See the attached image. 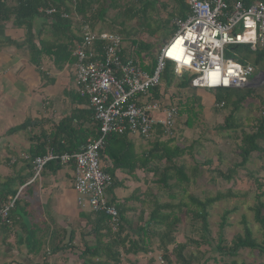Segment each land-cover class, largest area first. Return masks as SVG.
Masks as SVG:
<instances>
[{"label": "trees", "instance_id": "obj_1", "mask_svg": "<svg viewBox=\"0 0 264 264\" xmlns=\"http://www.w3.org/2000/svg\"><path fill=\"white\" fill-rule=\"evenodd\" d=\"M107 3L114 4L112 1ZM174 6L171 17H179L184 19L187 16L188 9L184 0H171ZM264 3V0H258ZM99 0H0V22L12 21V24L18 28H24L25 39L22 44H18L13 41H8L7 44L20 46L27 45L30 53V61L34 65L38 66L39 58L41 54H48L52 56V63L56 69H61L66 64L75 62L72 57V47L74 41H78L75 34L72 33L71 21L69 18H62L61 14L70 11L75 17L86 21L87 16L92 7L97 4ZM248 4V3H246ZM109 5V4H108ZM55 8L56 12L52 15H47L44 10L47 8ZM105 8H101L98 13V19H102L104 16ZM93 18V17H92ZM91 18V19H92ZM42 20L49 27L50 33L55 38L53 43L49 44L43 40H39V47L34 43L35 39L39 37L38 33L33 30L34 20ZM168 22V21H166ZM168 24V23H166ZM105 31V30H100ZM115 32V31H110ZM48 43V44H47ZM125 45V44H124ZM233 50L243 53L242 59H248V55L252 54L247 48L233 47ZM151 44H146L142 41L131 40L130 46H126L123 49V53L126 56L133 55L138 58L141 66L144 70L151 71L154 68L157 53ZM256 57L253 58V64L257 65L264 58V49L254 51ZM167 69V68H166ZM171 84V79L167 74V70H164L162 75V84L159 88L153 91L156 97L161 98L160 91H165ZM177 89L185 91V93H178V95L170 96L172 104L178 108V116L186 117L184 124L187 127H191L193 121H197L198 114L202 112V104L200 97L190 94V91L195 89L191 87L189 79H182L177 84ZM209 91V90H207ZM253 93L252 88L243 89H219L213 91L212 95L214 98V105L223 103L222 107L231 108V112L224 119V126L232 130L240 129L239 139V158L240 160L228 168L225 172H217L218 175L225 181L232 180L239 169H243L245 164L248 162L251 154L256 153L258 157H264V112L256 119L254 129L251 131H245L241 124L235 120L233 113L240 108L243 101L246 98L251 97ZM183 94H186L183 95ZM175 97V98H173ZM77 102H85L88 106V101L85 98L80 97L78 94L75 96ZM81 121V124L92 123L93 114L92 109L88 107L85 110H76L68 117H65L61 125L68 128V135H64L58 138L55 134L50 136L49 147L46 149L35 148L29 152L27 157L28 167L32 169V161L37 156L44 155L48 150L55 155L63 153H74L83 146L88 139H96L99 136L98 125H91L90 131L85 128L80 136L74 135L76 133V126L73 125V121ZM94 123V122H93ZM242 128V129H241ZM64 129V128H63ZM71 134V136H70ZM70 136L68 139L67 137ZM130 136L123 134H108L105 138V144L100 150V160L102 169L108 173L113 181L111 187L115 185L114 171L116 169L126 170L129 173L139 169L145 177L151 175L150 181L157 187L158 190L166 191L167 193L172 189L183 186V193L187 201L179 200L178 202H160L159 197L152 190L147 189L144 193L137 194L135 192L133 197L135 199H142L144 202H148L149 209L144 220V213H140L137 224L133 226V220L125 219V209L120 204H116L118 208L119 218L121 225L117 232H111L106 223V216L100 212L89 213L87 219L92 227L91 235L95 237V245H86L84 250L80 253L79 258L82 259L81 264H121L122 256L126 255H137L139 253L148 254L152 252L153 240L155 239L156 249L161 252V258L167 263L172 264L170 260L169 247L173 246L172 254L175 260L179 264H189L190 259L183 255V251L186 248L185 243H176L175 237L178 234V230L183 223L182 215H187L192 220H197L201 223V229L204 233H208L209 222H208V209L216 202L236 197L231 191L226 193L217 192L213 197H206L203 200L195 197L192 194H187V186L190 181L189 175L186 173V164L181 161L182 157L189 154L192 156V144L187 147H180L173 144V139L159 140L149 142V147L137 151L134 148V144L129 138ZM105 163H109V167L105 166ZM210 160L204 161L203 165H210ZM104 164V165H103ZM59 160L49 161L44 168L52 172L57 171L61 167ZM111 166V167H110ZM43 168V169H44ZM201 168V167H200ZM198 164H194L191 168V176H195L196 172L200 169ZM28 176L22 178L19 181L20 185H23L25 179ZM253 185L256 188V203L252 207L254 212V220L260 225L262 231V241L258 242L254 237L253 233L248 226L245 218L241 220L242 234H236L231 240L229 245H220L222 239H220L217 245V251L221 255L234 257L238 254L239 250L250 249L257 250L260 254H264V180L261 178L251 177ZM16 190L10 189L7 184V194L14 196ZM170 200H174V194H168ZM112 202V201H111ZM18 200L16 201L15 208L18 206ZM1 206V205H0ZM14 208V210H15ZM20 209V207H19ZM10 214V219L13 221L17 215ZM231 210H225L221 215V221L219 228L223 229L226 226V219ZM7 226V225H6ZM132 228H136L135 238H132L128 231ZM220 237V236H219ZM43 238V240H42ZM49 241H46V237H38L37 234L30 236V242L28 244V254L37 255L44 246H47L52 254L61 251L66 244L60 242L54 243L56 236L52 237ZM222 238V237H220ZM69 241H72L70 235ZM194 244H198L197 241H191ZM94 258H97L94 261ZM153 260L150 259V263ZM204 262L198 263L203 264ZM229 264H246L245 262L231 261Z\"/></svg>", "mask_w": 264, "mask_h": 264}, {"label": "built area", "instance_id": "obj_2", "mask_svg": "<svg viewBox=\"0 0 264 264\" xmlns=\"http://www.w3.org/2000/svg\"><path fill=\"white\" fill-rule=\"evenodd\" d=\"M188 13L184 19L174 17V35L156 56L154 68L144 70L136 56H126L123 38L117 32L92 29L82 23L78 41H74L72 57L76 93L88 101L99 136L88 139L74 153L55 155L47 151L32 161L31 183L38 178L51 160L62 165L73 164L72 187L77 204L106 216L111 232H117L121 221L116 204L106 193L112 177L103 171L100 150L108 134H126L154 141L175 137L178 108L170 97L154 90L162 84L167 64H172L176 76L188 72L193 88L210 91L243 89L251 85L249 78L255 66L248 60L232 58L233 47L250 52L264 49V3L243 0H184ZM47 15L55 8L44 10ZM62 18H68L66 13ZM242 54V55H241ZM222 107L223 103L217 104ZM25 159L27 157L25 156ZM24 186L18 188L0 206V223L10 225V214ZM159 262L162 263L161 257Z\"/></svg>", "mask_w": 264, "mask_h": 264}, {"label": "crops", "instance_id": "obj_3", "mask_svg": "<svg viewBox=\"0 0 264 264\" xmlns=\"http://www.w3.org/2000/svg\"><path fill=\"white\" fill-rule=\"evenodd\" d=\"M255 1L258 0H243L245 4ZM75 24H71V30L78 38L80 31L76 32ZM33 30L39 35L34 41L38 47L39 40L49 44L55 40L42 20H34ZM24 39V28L14 26L12 21L0 22V205L11 197L5 189L6 184L16 191L24 186L20 194L23 197L20 215L13 218L10 225L0 223V264H40V254L41 264H81L80 253L86 245H95V237L90 234L92 227L87 219L91 211L77 204L78 196L72 187L73 164L61 165L55 172L44 168L38 178L27 184L33 172L27 168L25 156L28 157L32 149L48 148L50 136L68 135V128L61 125L62 120L89 105L75 100L74 63L56 69L52 56L41 54L36 66L30 61L27 45L7 44L8 41L22 44ZM93 122L81 124L74 120L75 137L85 128L90 131L91 125L96 124ZM129 138L137 150L132 137ZM143 149L147 147L137 151ZM105 166L109 167V163ZM28 173L31 175L20 185L19 181ZM113 175L116 182L107 190L111 195L109 200L123 206L125 219L138 220L144 212L146 216L148 202L135 199L133 195L136 191L144 193L150 187L151 175L145 177L139 169L132 173L116 169ZM135 182L137 185H133ZM140 182L143 186H139ZM117 187L123 190L118 196L113 191ZM34 233L40 238L45 236L46 241L56 236L54 243L62 239L61 244L66 246L55 254L49 248L41 253L42 248L37 255L28 254L29 238ZM151 253L137 255L145 257ZM137 255H126L125 264H139L135 259Z\"/></svg>", "mask_w": 264, "mask_h": 264}, {"label": "rangeland", "instance_id": "obj_4", "mask_svg": "<svg viewBox=\"0 0 264 264\" xmlns=\"http://www.w3.org/2000/svg\"><path fill=\"white\" fill-rule=\"evenodd\" d=\"M107 1H112L114 4L107 3L105 0H99L92 7L88 14L89 16H87L89 19L85 22L75 17V14L72 12V7H70L68 18L73 23H76V32L80 31L82 23H87L95 30L117 32L123 38L126 46H130L131 40L142 41L146 44H151L155 52L161 49L175 33L176 28L172 22L173 17H171L174 6L171 0ZM101 8H105L104 16L102 19H98L97 16ZM228 53L229 56L238 60L240 58L239 53L241 52H238V50H229ZM248 57L250 58L249 61L253 64V58L256 57L255 52H252ZM254 66L256 71L250 76L249 80L252 81L255 79L251 85L246 87L252 88L253 93L233 113V117L241 124L245 131L253 130L256 119L264 112V58ZM166 68L165 70H167V74L171 79V84L162 92L168 98L171 95L176 97L178 93H185V91L177 89L176 86L180 80L190 78L188 72H183L181 76H176L173 72L174 68L172 64H167ZM212 93L213 91H207L203 88H195L190 91V94L200 97L202 112L198 114L199 119L197 121L194 120L190 128L184 124L186 117L184 115L182 117L178 116L173 144L180 147H187L191 144L193 146L191 150L192 156H189L187 153L181 159V161L185 162L186 173L190 177L187 194L190 193L203 200L206 197H213L217 192L226 193L231 191L236 197L218 201L208 209V233L202 231L199 221L192 220L183 214L181 216L183 223L178 230L175 241L179 244H186L183 255L190 259L189 264H198L201 262H204L203 264H229L233 260L245 262L246 264H264V254H260L257 250L242 249L238 251L236 256L230 257L219 254L216 249L220 239H222L220 245H229L236 234H242L241 220L243 217L250 227L253 237L258 242L262 241V231L260 225L254 220V212L252 210V207L256 203V188L249 175L264 180V157H258L256 153L251 154L244 168L239 169L236 176L230 181H225L218 175L217 172H225L233 163L240 160L238 148L240 141L236 139V136H239L240 129L234 131L224 126V119L230 114L231 108L215 106ZM183 95L186 96V94ZM172 102H176V100L169 101V103ZM132 139L137 150L141 147H149V140H143L136 136H132ZM262 145L264 146V142H262ZM17 154H19V151H17ZM206 160H210V165L202 164ZM194 164H198L199 168H201L192 177L190 174ZM136 183H133V185H137ZM139 186H143L141 182ZM148 186H150L148 188L149 190H152L153 193L158 195L160 202L187 201L183 193V186L172 189L168 193L158 190L151 182ZM6 188L7 184L5 185ZM262 190H264V185ZM113 191L116 196L123 192L120 187L115 188ZM171 193L174 194V200H170L168 196ZM108 196L111 195L106 193V197L109 199ZM22 200L23 197L18 198L19 204L13 211V214L20 215L19 207ZM262 200H264V196ZM225 210H231V212L227 216L226 226L220 229L219 223L221 221V215ZM146 218L144 214V220ZM137 224L142 223L134 220L133 226ZM133 231H136V228H132L128 233L131 234ZM130 236L135 238V234ZM153 241L151 255H146L145 257L141 256L143 254L137 255L135 258L137 263L167 264L163 258H161L162 263L159 262L161 252L156 249L157 242H155V239ZM191 241H197L199 245ZM172 248L173 246L168 248L170 260L172 264H179L171 253ZM45 251H48L47 246L43 247L41 253ZM41 255L38 256L40 264L43 262ZM126 258V256H122L121 264H125ZM149 258L153 259L151 263L148 260ZM25 264L29 263L25 262Z\"/></svg>", "mask_w": 264, "mask_h": 264}, {"label": "water", "instance_id": "obj_5", "mask_svg": "<svg viewBox=\"0 0 264 264\" xmlns=\"http://www.w3.org/2000/svg\"><path fill=\"white\" fill-rule=\"evenodd\" d=\"M254 79H255V78H254ZM254 79H253V80H254ZM253 80H252V81H253Z\"/></svg>", "mask_w": 264, "mask_h": 264}]
</instances>
